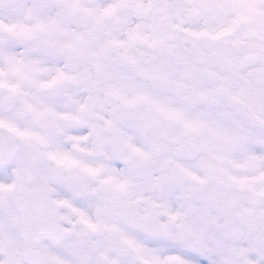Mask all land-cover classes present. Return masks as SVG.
<instances>
[{"label":"snow or ice","instance_id":"1","mask_svg":"<svg viewBox=\"0 0 264 264\" xmlns=\"http://www.w3.org/2000/svg\"><path fill=\"white\" fill-rule=\"evenodd\" d=\"M0 264H264V0H0Z\"/></svg>","mask_w":264,"mask_h":264}]
</instances>
